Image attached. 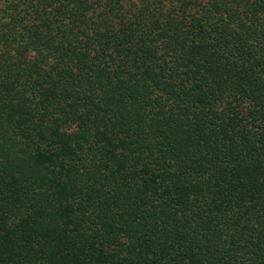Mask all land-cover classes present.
<instances>
[{"label":"trees","instance_id":"obj_1","mask_svg":"<svg viewBox=\"0 0 264 264\" xmlns=\"http://www.w3.org/2000/svg\"><path fill=\"white\" fill-rule=\"evenodd\" d=\"M0 264H264V0H0Z\"/></svg>","mask_w":264,"mask_h":264}]
</instances>
